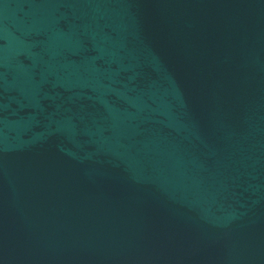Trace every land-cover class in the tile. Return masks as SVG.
Segmentation results:
<instances>
[{"label":"water","instance_id":"obj_1","mask_svg":"<svg viewBox=\"0 0 264 264\" xmlns=\"http://www.w3.org/2000/svg\"><path fill=\"white\" fill-rule=\"evenodd\" d=\"M0 264H264V0H0Z\"/></svg>","mask_w":264,"mask_h":264}]
</instances>
